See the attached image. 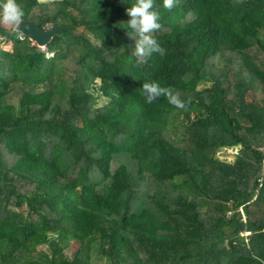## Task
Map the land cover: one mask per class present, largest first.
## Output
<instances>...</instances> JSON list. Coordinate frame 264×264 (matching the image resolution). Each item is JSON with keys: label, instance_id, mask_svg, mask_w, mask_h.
<instances>
[{"label": "trees", "instance_id": "trees-1", "mask_svg": "<svg viewBox=\"0 0 264 264\" xmlns=\"http://www.w3.org/2000/svg\"><path fill=\"white\" fill-rule=\"evenodd\" d=\"M133 3L16 0L45 51L0 23V264H264V0H155L139 63Z\"/></svg>", "mask_w": 264, "mask_h": 264}, {"label": "clouds", "instance_id": "clouds-1", "mask_svg": "<svg viewBox=\"0 0 264 264\" xmlns=\"http://www.w3.org/2000/svg\"><path fill=\"white\" fill-rule=\"evenodd\" d=\"M179 3L180 0H163V8L171 12ZM23 15L24 13L16 4V0H6L5 3H0V23L18 25L21 23ZM126 15L130 18L127 22V26L131 30L128 35L135 42L129 61L135 58L139 63L150 58L153 54L164 57L167 50L153 35L154 32L162 28L155 0H135V3L126 9ZM140 91L147 104L157 102L163 97L173 107L183 110L191 103L190 98L185 102L181 99L179 91L171 86L162 87L157 81L144 82Z\"/></svg>", "mask_w": 264, "mask_h": 264}, {"label": "water", "instance_id": "water-1", "mask_svg": "<svg viewBox=\"0 0 264 264\" xmlns=\"http://www.w3.org/2000/svg\"><path fill=\"white\" fill-rule=\"evenodd\" d=\"M14 30L35 44L39 49H45L46 45L52 40L53 35L58 32L57 27L43 29L39 25L21 21L15 25Z\"/></svg>", "mask_w": 264, "mask_h": 264}, {"label": "rangeland", "instance_id": "rangeland-1", "mask_svg": "<svg viewBox=\"0 0 264 264\" xmlns=\"http://www.w3.org/2000/svg\"><path fill=\"white\" fill-rule=\"evenodd\" d=\"M38 1H40V2H48V1H51V0H38ZM2 24V26L3 27H5V28H10V27H15V25L14 24H3V23H1ZM131 39H129V41H130ZM0 48H2V49H5V50H10V48H11V45L10 44H2V43H0ZM41 51H45L44 49H40ZM50 56V55H49ZM257 96H258V98H260L261 97V93L259 92V91H257ZM100 102H103V101H100ZM236 153V151L235 150H223L222 151V153L219 155V157L222 159V158H224L225 159V157H226V159H232V161H233V158H232V155L233 154H235ZM244 236H248V233H244L243 234Z\"/></svg>", "mask_w": 264, "mask_h": 264}, {"label": "built area", "instance_id": "built-area-1", "mask_svg": "<svg viewBox=\"0 0 264 264\" xmlns=\"http://www.w3.org/2000/svg\"><path fill=\"white\" fill-rule=\"evenodd\" d=\"M258 182H260V180H258Z\"/></svg>", "mask_w": 264, "mask_h": 264}]
</instances>
